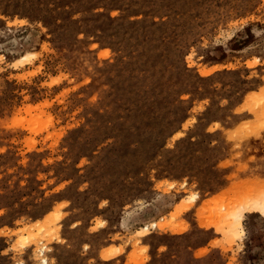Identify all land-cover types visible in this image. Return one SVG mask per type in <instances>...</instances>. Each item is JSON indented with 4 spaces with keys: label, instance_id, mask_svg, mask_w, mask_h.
I'll list each match as a JSON object with an SVG mask.
<instances>
[{
    "label": "rangeland",
    "instance_id": "1",
    "mask_svg": "<svg viewBox=\"0 0 264 264\" xmlns=\"http://www.w3.org/2000/svg\"><path fill=\"white\" fill-rule=\"evenodd\" d=\"M0 264H264V0H0Z\"/></svg>",
    "mask_w": 264,
    "mask_h": 264
},
{
    "label": "bare ground",
    "instance_id": "2",
    "mask_svg": "<svg viewBox=\"0 0 264 264\" xmlns=\"http://www.w3.org/2000/svg\"><path fill=\"white\" fill-rule=\"evenodd\" d=\"M145 228H149V226H146Z\"/></svg>",
    "mask_w": 264,
    "mask_h": 264
}]
</instances>
